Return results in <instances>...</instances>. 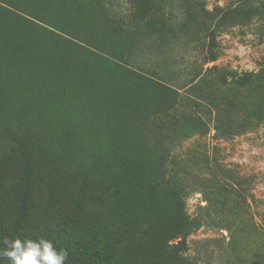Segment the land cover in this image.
Here are the masks:
<instances>
[{"label":"rangeland","instance_id":"rangeland-1","mask_svg":"<svg viewBox=\"0 0 264 264\" xmlns=\"http://www.w3.org/2000/svg\"><path fill=\"white\" fill-rule=\"evenodd\" d=\"M18 124L58 181L49 208L80 168L122 207L132 252L168 240L179 257L160 264H264V0H0L10 158Z\"/></svg>","mask_w":264,"mask_h":264},{"label":"trees","instance_id":"trees-1","mask_svg":"<svg viewBox=\"0 0 264 264\" xmlns=\"http://www.w3.org/2000/svg\"><path fill=\"white\" fill-rule=\"evenodd\" d=\"M214 47L213 42L204 64L218 59ZM204 64L201 70L224 81L222 67L204 68ZM260 76L259 72L238 74V78L249 83ZM11 127L8 136L14 145L12 157L0 151V249L5 247V239L45 238L68 252L65 264H160L169 257L178 259L181 246L169 245L168 240L157 242L152 249L132 252L133 240L124 228L122 207L115 202V196L109 199L107 186L90 187L86 172L80 168L75 169L80 188L58 184L55 189L61 195V204L49 208L46 185L54 186L58 181L50 177L49 168H44L40 159L39 138L28 135L21 124ZM215 128L217 132L221 131L219 124ZM172 151V147H167L156 154L165 173L171 170ZM99 207L101 209L90 217V213ZM176 235L177 232H171L170 237ZM181 241L185 243L184 239ZM0 264L9 262L0 258Z\"/></svg>","mask_w":264,"mask_h":264},{"label":"clouds","instance_id":"clouds-1","mask_svg":"<svg viewBox=\"0 0 264 264\" xmlns=\"http://www.w3.org/2000/svg\"><path fill=\"white\" fill-rule=\"evenodd\" d=\"M5 247L0 249V258L9 264H65L68 252L54 246L51 240L5 239Z\"/></svg>","mask_w":264,"mask_h":264}]
</instances>
